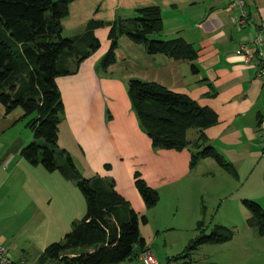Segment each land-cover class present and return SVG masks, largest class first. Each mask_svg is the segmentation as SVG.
Listing matches in <instances>:
<instances>
[{"label": "crops", "instance_id": "crops-1", "mask_svg": "<svg viewBox=\"0 0 264 264\" xmlns=\"http://www.w3.org/2000/svg\"><path fill=\"white\" fill-rule=\"evenodd\" d=\"M244 2L248 23L240 29L230 20L238 13L230 8V0H68L67 12L60 20L61 35L65 38L81 36L91 21L96 23L92 32L99 47L79 63L75 73L55 78L64 109L58 126L59 147L69 154L72 150L78 154L81 168L74 164L84 177L113 180L116 192L139 214L147 217L154 212L153 208L158 212L163 197L169 199V207L164 208L171 211L173 221L164 222L162 231L186 228L189 241L196 236L199 221L209 227L207 223L214 207L209 208L208 204L217 194V200L223 197L222 204L235 211L240 223L244 220L247 223L250 217L242 203L244 199L256 201L264 210V154L258 135L264 112V81L257 76L253 63L245 62L235 53L240 43L252 40L256 26L264 25V2ZM180 6L184 11L187 7L194 17H179ZM147 7H159L162 16L161 32L150 37L165 40L181 37L192 45L196 57L190 61L150 55L143 45L121 34L117 38L114 63L103 68L101 61L111 43L112 24L119 21L128 27L137 16L136 10ZM68 61L73 65L75 59ZM131 78L156 82L212 111L216 120L202 129L204 144L212 145L233 173L212 158H202L191 166L190 146L154 149L132 111L126 90ZM22 118L20 107L6 114L0 103V188L7 166L18 156L17 161L28 171L50 178L56 184L54 189L44 192L48 194V205L54 204L46 209L48 213L55 212V218L48 216V223L60 225L56 217L78 207L70 222L77 221L81 215L80 200L83 202L84 197L75 183L58 170L55 175L38 169V165H28L20 150L29 140L13 138L1 143V136ZM198 135V130L192 128L186 138L195 140ZM135 174L157 191L159 199L155 206L145 205L134 184ZM229 177L241 181V187L233 185ZM35 191L33 182L32 192ZM234 227L238 230V226ZM65 229L62 227L60 233L66 234ZM256 233L264 236L258 230ZM237 234L233 233L228 242L220 245L235 246L241 242L236 240Z\"/></svg>", "mask_w": 264, "mask_h": 264}, {"label": "trees", "instance_id": "trees-1", "mask_svg": "<svg viewBox=\"0 0 264 264\" xmlns=\"http://www.w3.org/2000/svg\"><path fill=\"white\" fill-rule=\"evenodd\" d=\"M67 2L0 0V103L6 114L20 107L23 117L28 118L33 139L21 148V157L50 172L58 170L75 183L85 199L83 217L73 222L61 240L51 242L41 251L37 264H116L146 249L139 225L147 219L116 192L113 180L81 175L67 151L58 145V126L64 109L55 78L75 73L79 63L99 47L92 32L96 23L92 21L81 36L61 35L60 20L67 12ZM136 13L128 27L119 21L112 24L111 43L101 61L103 68L114 63L117 38L121 34L143 45L150 55L190 61L196 57L192 45L181 37L166 40L150 37L162 30L159 7L137 9ZM70 58L75 59L73 65L68 61ZM191 69L195 70L193 65ZM126 90L138 124L151 139L154 149L193 146L191 166L202 158H212L233 173L222 155L212 145L204 144L202 129L216 120L212 111L153 81L131 78ZM192 128L199 135L195 140H188L186 133ZM56 154L64 162L58 163ZM134 184L145 205L155 206L159 199L157 191L137 174ZM242 203L250 214L247 223L264 235L263 208L248 199ZM196 227L198 232L187 243L183 256L203 244L228 242L233 235L223 225H215L209 233L205 232L203 221Z\"/></svg>", "mask_w": 264, "mask_h": 264}, {"label": "rangeland", "instance_id": "rangeland-1", "mask_svg": "<svg viewBox=\"0 0 264 264\" xmlns=\"http://www.w3.org/2000/svg\"><path fill=\"white\" fill-rule=\"evenodd\" d=\"M262 2L264 1L262 0ZM185 9L186 11L183 10V7H178L179 17L182 19L193 18L194 16L190 10L187 7ZM27 119L23 117L15 126L10 127L1 136V143L5 144L6 140L4 139L11 141L13 138L15 140L19 138L25 140V142L29 140L25 145L28 144L31 138L33 139V132L27 126ZM38 140L39 143H44L43 139ZM190 147L194 148L193 146ZM69 157L80 169L81 159L78 157V154L72 150ZM17 160L18 156L7 166L4 173V182L3 184L1 183L0 242L8 249L11 260L17 261L21 258L24 264H36L38 255L49 243L63 238L65 231L60 233L62 227L63 229L66 227L67 229L65 230L67 232L70 230L73 225V222H70L71 217L78 207L67 210L62 216L58 215L56 220L60 225L48 223V216L55 218V212L48 213L46 209L52 207L54 204L48 205V194L44 192L54 189L56 184L50 178L38 176L36 173H32V171H28ZM64 160L56 154V161L58 163H62ZM28 165L32 166L30 163ZM37 167H39L38 169L47 171L46 173L50 172L40 165ZM51 173L57 175L56 171ZM229 181L233 185L241 187V181L237 182L231 177H229ZM33 182H35V192H32ZM229 188L233 189L235 187L229 186ZM78 191L84 197L80 190ZM217 196L218 194L208 204L209 208L214 207V209L207 223L209 227L207 228L206 225L203 227L204 229L207 228L205 232L209 233L215 225H223L232 230L235 235L238 232L236 240H241V242H236L235 246L230 248L220 244H203L191 257L187 255L183 256V252L189 241L185 235L186 228H180V230L167 229L164 233L162 231L164 230V222L173 221L171 211L166 212L164 208L169 207L170 201L163 197L162 202L158 204V212H155L153 208L152 211L154 212L146 217V223H140L139 225L140 236L144 238L146 246L160 260L161 264H167L168 261L172 264H264V236H259L256 233L257 228L254 229L248 226L245 220L242 223L238 222L237 216L235 217V211L233 209H226L225 205L222 204L223 197L217 200ZM219 206L220 208L217 213ZM245 211L249 213L247 209ZM80 212L81 215L77 221L85 213V199L83 202L80 200ZM234 226H238V230ZM156 234L161 235L155 236ZM180 255L181 257H179ZM176 257L178 259L173 260ZM116 264H141V262L138 256L134 255L130 260Z\"/></svg>", "mask_w": 264, "mask_h": 264}, {"label": "built area", "instance_id": "built-area-1", "mask_svg": "<svg viewBox=\"0 0 264 264\" xmlns=\"http://www.w3.org/2000/svg\"><path fill=\"white\" fill-rule=\"evenodd\" d=\"M230 8H234L238 13L230 17L231 22L238 28H242L248 23L247 11L244 0H230ZM237 56L249 64H254L257 70V76L264 81V25L256 26L253 38L250 42H242L235 50ZM253 58H255L254 62ZM259 145L262 154H264V112L260 118ZM138 259L141 264H160V261L150 248L140 252ZM0 264H24L23 260L14 261L9 257L8 249L0 243Z\"/></svg>", "mask_w": 264, "mask_h": 264}, {"label": "water", "instance_id": "water-1", "mask_svg": "<svg viewBox=\"0 0 264 264\" xmlns=\"http://www.w3.org/2000/svg\"><path fill=\"white\" fill-rule=\"evenodd\" d=\"M130 260V259H129Z\"/></svg>", "mask_w": 264, "mask_h": 264}]
</instances>
